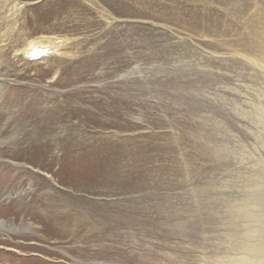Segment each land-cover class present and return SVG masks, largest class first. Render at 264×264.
I'll use <instances>...</instances> for the list:
<instances>
[{
  "label": "rangeland",
  "instance_id": "374dc122",
  "mask_svg": "<svg viewBox=\"0 0 264 264\" xmlns=\"http://www.w3.org/2000/svg\"><path fill=\"white\" fill-rule=\"evenodd\" d=\"M263 1L0 0V264H218L264 174Z\"/></svg>",
  "mask_w": 264,
  "mask_h": 264
},
{
  "label": "bare ground",
  "instance_id": "6f19581e",
  "mask_svg": "<svg viewBox=\"0 0 264 264\" xmlns=\"http://www.w3.org/2000/svg\"><path fill=\"white\" fill-rule=\"evenodd\" d=\"M145 2V1H144ZM237 2V1H236ZM236 2H235V4H236ZM114 3V2H113ZM263 3H264V1H263ZM262 3V4H263ZM144 4V3H143ZM257 4H259V3H257ZM261 4V5H262ZM261 5H258L257 6V8L258 9H260V11H261V13H262V15H264V4H263V6L261 7ZM101 6V5H100ZM233 12V11H232ZM259 12V11H258ZM106 13H107V16H108V12L106 11ZM141 15H142V13H141ZM143 15H145V14H143ZM182 16V15H181ZM109 18H110V16H108ZM112 19V18H111ZM113 19H115V20H119V19H117V18H115V17H113ZM120 21H121V19H120ZM164 24V23H163ZM253 28V27H252ZM255 32H257V30L255 29L254 30ZM260 32V31H259ZM176 33V32H175ZM261 33H259V35H260ZM255 35H258V34H255ZM192 37H193V35H192ZM257 38V37H256ZM74 41V40H73ZM70 43V40L69 39H59V38H55L54 37V39L53 38H45V39H43V40H31V44H30V46H25L24 48H22L21 49V51H19V50H16V52H17V54L20 52V54H22V56H25V55H29L30 57L32 56L33 57V59H40V58H45V57H51V55H58V56H60V57H65V58H67V57H70L71 55H70V51H68V44ZM245 49V48H244ZM244 49H242V50H244ZM238 50V49H237ZM261 51V50H260ZM2 53V52H1ZM244 53V52H243ZM163 54V53H162ZM2 55L0 54V58H2L1 57ZM164 56V55H163ZM243 58H246V60L247 61H249V62H251L252 64H254L261 72H263V74H264V58H258V56L257 57H248L247 55H245V56H243ZM169 62V61H168ZM142 63V62H141ZM1 64H2V62L0 61V66H1ZM255 74V73H254ZM1 77V76H0ZM1 78H3V77H1ZM0 78V89H1V87H2V85H3V79H1ZM261 85V84H260ZM234 103V102H233ZM237 105V104H236ZM255 105V104H254ZM120 106V105H119ZM73 107V106H72ZM82 107V106H81ZM80 107V108H81ZM240 107H241V105H240ZM74 108V107H73ZM79 108V107H78ZM77 108V109H78ZM83 109V108H82ZM85 110H86V108H84ZM84 109H83V111H84ZM105 109V108H104ZM259 110H260V112L261 113H263L264 114V106H261L260 105V107H259ZM72 111V110H71ZM56 112H58V111H56ZM63 112H65V111H63ZM75 112V111H74ZM93 112V111H92ZM96 112V111H95ZM117 112V111H116ZM60 113V112H59ZM76 113V112H75ZM79 113V112H78ZM84 113V112H83ZM94 113V112H93ZM97 113V112H96ZM234 113V112H233ZM255 113V112H254ZM58 114V113H57ZM80 114V113H79ZM78 114V115H79ZM98 114V113H97ZM47 115H49V114H47ZM51 115V114H50ZM67 115V114H66ZM70 115V114H69ZM76 115V114H75ZM85 115V114H84ZM93 115H95V113L93 114ZM257 115V114H256ZM45 116V115H44ZM63 116V115H62ZM128 116V115H127ZM47 117V116H46ZM53 117H55V116H53ZM57 117H59V116H57ZM65 117V116H64ZM77 117V116H76ZM75 117V118H76ZM80 117V116H79ZM115 117V116H114ZM208 117V116H207ZM91 118V117H90ZM98 118V117H97ZM101 118V117H100ZM52 119V118H51ZM55 119V118H54ZM91 119H93V118H91ZM58 120H59V118H58ZM63 121H64V119H62ZM86 120H88V119H86ZM103 120V119H102ZM105 120V119H104ZM109 120V119H108ZM52 121V120H51ZM85 121V120H84ZM89 121V120H88ZM91 121V120H90ZM258 121V120H257ZM46 122H48V121H46ZM97 122V121H96ZM114 122H115V120H114ZM212 122V121H211ZM217 122V121H216ZM54 123V122H53ZM69 123V122H68ZM88 123V122H87ZM117 123V122H116ZM61 124V123H60ZM64 124V123H63ZM66 124V123H65ZM112 124V123H111ZM119 124V123H118ZM123 124V123H122ZM158 124V123H157ZM161 124V123H160ZM44 125V124H43ZM90 125V124H89ZM99 125V124H98ZM101 125V124H100ZM108 125V124H107ZM219 125V124H218ZM63 126V125H62ZM65 126H67V125H65ZM64 126V127H65ZM87 126V125H86ZM103 126V125H102ZM105 126V125H104ZM110 126V125H109ZM212 126V125H211ZM39 127H40V125H39ZM68 127V126H67ZM220 127V126H219ZM48 128H49V125H48ZM54 128V127H53ZM76 128V127H75ZM110 128V127H109ZM121 128V127H120ZM124 128V127H123ZM52 129V128H51ZM114 129V128H113ZM125 129V128H124ZM147 129V128H146ZM149 129V128H148ZM212 129H214V128H212ZM71 130V129H70ZM106 130V129H105ZM118 130V129H117ZM123 130V129H122ZM153 130V129H152ZM194 130V129H193ZM195 130H197L196 128H195ZM199 130V129H198ZM48 131V130H47ZM67 131V130H66ZM96 131V130H95ZM98 131V130H97ZM128 131V130H127ZM144 131V130H143ZM223 131V130H222ZM221 131V132H222ZM225 131V130H224ZM50 132H52V131H50ZM54 132V131H53ZM69 132V131H68ZM88 132V131H87ZM126 132V131H125ZM124 132V133H125ZM187 132V131H186ZM189 132V131H188ZM187 132V133H188ZM193 132V131H192ZM207 132V131H206ZM233 132V131H232ZM71 133V132H70ZM89 133V132H88ZM119 133V132H118ZM173 133V132H172ZM191 133V132H190ZM199 133L201 134L202 132H200L199 131ZM230 133V132H229ZM46 134V133H45ZM44 134V135H45ZM53 134V133H52ZM81 134V133H80ZM79 134V135H80ZM83 134V133H82ZM100 134V133H99ZM135 134V133H134ZM185 134V133H184ZM192 134V133H191ZM196 134V133H195ZM203 134H205V131H204V133ZM215 134H219V133H215ZM55 135V134H54ZM62 135V134H61ZM66 135V134H65ZM86 135V134H85ZM97 135H98V133H97ZM101 135V134H100ZM156 135V134H155ZM206 135V134H205ZM208 135V134H207ZM206 135V136H207ZM211 135H213V134H211ZM222 135V134H221ZM231 135H233V133L231 134ZM29 136V135H28ZM84 136V135H83ZM108 136H109V134H108ZM121 136V135H120ZM133 136V135H132ZM195 136V135H194ZM87 137V136H86ZM97 137V136H96ZM103 137V136H102ZM122 137V136H121ZM131 137V136H130ZM172 137H174V136H172ZM185 137V136H184ZM196 137V136H195ZM204 137V136H203ZM219 137V136H218ZM12 138H13V136H12ZM40 138V137H39ZM83 138V137H82ZM100 138V137H99ZM113 138V137H112ZM114 138L116 139L117 138V135H114ZM133 138V137H132ZM132 138H131V140H132ZM208 138V137H207ZM226 137H224V139H225ZM42 139H44L43 137H42ZM93 139V138H92ZM96 139H98V138H96ZM203 139V138H202ZM219 139V138H218ZM223 139V138H222ZM61 141H62V139H60ZM100 140V139H99ZM102 140H104V139H102ZM121 140V139H120ZM119 140V141H120ZM131 140H129V141H131ZM139 140V139H138ZM142 140V139H141ZM195 140H196V145L198 146V147H200V146H202L201 145V143H202V140H201V138H199L198 137V135H197V137L195 138ZM201 140V141H200ZM209 140V139H208ZM8 141V138L6 137L5 139H1L0 138V144H4V143H6ZM53 141V140H52ZM66 141V140H65ZM92 141V140H91ZM96 141V140H95ZM101 141V140H100ZM107 141H109V140H107ZM129 141H128V143H129ZM186 141H188V139L186 140ZM212 141V140H211ZM217 141V140H216ZM84 142V141H83ZM99 142V141H98ZM110 142V141H109ZM115 142H116V140H115ZM146 142V141H145ZM189 142V141H188ZM210 142V141H209ZM213 142V141H212ZM222 142H224V141H222ZM62 143V142H61ZM77 143V142H76ZM93 143H95V142H93ZM100 143V142H99ZM104 143V142H103ZM112 143V142H111ZM117 143V142H116ZM116 143L114 144V146H116ZM125 142H123V144H124ZM68 144V143H67ZM109 144V143H108ZM122 144V145H123ZM130 144V143H129ZM211 144V143H210ZM213 144V143H212ZM103 145V144H102ZM110 145V144H109ZM143 145V144H142ZM155 145V144H154ZM209 145V144H208ZM225 145V144H224ZM61 146V145H60ZM175 146H177V145H175ZM210 146H212V145H210ZM214 146V145H213ZM102 147V146H101ZM134 147V146H133ZM74 148V147H73ZM108 148V147H107ZM120 150H122V147L120 146ZM163 148H165V147H163ZM218 148V147H217ZM16 149V148H15ZM77 149H78V147H77ZM98 149V148H97ZM99 149H100V147H99ZM128 149V148H127ZM126 148H125V150H127ZM130 149V148H129ZM151 149V148H150ZM200 149V148H199ZM228 149V148H227ZM14 150V149H13ZM93 150H94V148H93ZM101 150H102V148H101ZM110 150V149H109ZM125 150L123 151V153L122 154H124L125 153ZM168 150H169V148H168ZM255 150H257V149H255ZM26 151V150H25ZM47 151H49V149L47 150ZM65 152H67V155H68V153L70 152V150H69V148L68 147H66V149L64 150ZM75 151H77V150H75ZM92 151V150H91ZM116 151H118V150H116ZM155 151V150H154ZM197 151V150H196ZM200 150H198L197 152H199ZM213 151V150H212ZM215 151H217V150H215ZM71 152H73L72 150H71ZM84 152V151H83ZM82 152V153H83ZM93 152V151H92ZM99 152H100V150H99ZM153 152V151H152ZM201 152V151H200ZM199 152V153H200ZM224 152V151H223ZM105 153V152H104ZM103 153V154H104ZM115 153V152H114ZM139 153V152H138ZM145 153V152H144ZM150 153V152H149ZM154 153V152H153ZM84 154V153H83ZM82 154V155H83ZM86 154V153H85ZM91 154V153H90ZM105 154H107V151H106V153ZM129 154V153H128ZM127 154V155H128ZM141 154V153H140ZM219 154H221V153H219ZM226 154V153H225ZM24 155V154H23ZM64 155V154H63ZM75 155V154H74ZM77 155V154H76ZM143 155V154H142ZM155 155V154H154ZM196 155V154H195ZM215 155V154H214ZM223 155H224V153H223ZM78 156V155H77ZM91 156V155H90ZM95 156V155H94ZM99 156V155H98ZM178 156H179V154H178ZM226 156V155H225ZM232 156V155H231ZM23 157H25V156H23ZM66 157V156H65ZM68 157V156H67ZM80 157V156H79ZM84 157H85V155H84ZM103 157V156H102ZM117 157V156H116ZM141 157V156H140ZM196 157V156H195ZM197 157H198V155H197ZM224 157V156H223ZM222 157V158H223ZM52 158V157H51ZM90 158V157H89ZM107 158V157H106ZM109 158H111V157H109ZM147 158V156L145 157V159ZM150 158H152V157H150ZM189 158V157H188ZM209 158V157H208ZM75 159V158H74ZM84 159V158H83ZM92 159V158H91ZM90 159V160H91ZM154 159V158H153ZM164 159V158H163ZM85 160V159H84ZM131 160V159H130ZM148 160V159H147ZM146 160V161H147ZM156 160V159H155ZM211 160V159H210ZM227 160V159H226ZM86 161V160H85ZM88 161V160H87ZM123 161V160H122ZM149 161V160H148ZM181 161V160H180ZM212 161V160H211ZM210 161V162H211ZM214 161V160H213ZM218 161V160H217ZM227 161H229V159L227 160ZM68 162L72 165V162H71V160H68ZM73 162H74V160H73ZM89 162V161H88ZM130 162V161H129ZM153 162V161H152ZM159 162V161H158ZM45 163H47V162H45ZM76 163V162H75ZM90 163V162H89ZM88 163V164H89ZM96 163V162H95ZM193 164V162H190V164ZM224 163V162H223ZM139 164V163H138ZM141 164H143V163H141ZM159 164V163H158ZM77 165V164H76ZM98 165V164H97ZM123 165V164H122ZM145 165H147V164H145ZM177 165V164H176ZM259 165H260V170L262 169V168H264V159H258V161H257V163H255V167H259ZM89 166H90V164H89ZM108 166V165H107ZM111 166H112V164H111ZM126 166V165H125ZM140 166V165H139ZM142 166H144V164L142 165ZM160 166V165H159ZM162 166V165H161ZM160 166V167H161ZM169 166V165H168ZM182 166H184L183 164H182ZM73 167V166H72ZM71 167V168H72ZM145 167V166H144ZM242 167V166H241ZM257 167V168H258ZM75 168H77V166L75 167ZM123 168V167H122ZM121 167H120V169H122ZM148 168V167H147ZM225 168V167H224ZM254 168V167H253ZM256 168V169H257ZM50 169V168H49ZM81 169V168H80ZM86 169V168H85ZM91 169V168H90ZM100 169V168H99ZM142 169H143V167H142ZM142 169H141V172H142ZM197 170H198V168H196ZM195 169V170H196ZM69 170H70V168H69ZM75 170V169H74ZM87 170V169H86ZM114 170V169H113ZM165 170V169H164ZM225 170V169H224ZM45 171V170H44ZM46 171H48V168H47V170ZM73 170L71 169V172H72ZM82 171V170H81ZM112 171V170H111ZM116 171H118V169L116 170ZM123 171V170H122ZM161 171H163V170H161ZM178 171V170H177ZM75 172V171H74ZM80 172V171H79ZM83 172H85V171H83ZM87 172V171H86ZM86 172H85V174H86ZM139 172H140V169H139ZM146 172V171H145ZM187 172V171H186ZM42 173V172H41ZM78 173V172H77ZM92 173V172H91ZM105 173V172H104ZM111 173V172H110ZM130 173V172H129ZM82 174V173H81ZM113 174V173H112ZM111 174V175H112ZM122 174V173H121ZM124 174V173H123ZM137 174V173H136ZM169 174V173H168ZM92 175V174H91ZM91 175H87L86 176V178L88 179V178H90V177H88V176H91ZM106 175H107V173H106ZM134 175V174H133ZM132 175V176H133ZM143 175H144V172H143ZM184 175V174H183ZM187 175V174H186ZM189 175V174H188ZM187 175V176H188ZM252 175V174H251ZM48 176V175H47ZM113 176V175H112ZM135 176V175H134ZM123 177V176H122ZM124 177H125V175H124ZM124 177H123V179H124ZM137 177H138V175H137ZM136 177V178H137ZM141 176H139V178H140ZM143 177V176H142ZM183 177V176H182ZM212 177V176H211ZM248 177V176H247ZM250 177H252V176H250ZM139 178H137V180H139ZM184 178V177H183ZM241 178V177H240ZM245 178V177H244ZM53 179V178H52ZM91 179V178H90ZM115 179V178H114ZM119 179H120V176H119ZM128 179V178H127ZM130 179V178H129ZM246 179V178H245ZM253 179H255V180H253ZM253 179H251V180H253L255 183H253V184H248V186L246 185V187H245V194L243 195V196H240V198H238L237 197V202H238V204L236 205V206H234L235 208H234V210H230V208H229V210H230V212L232 211L233 212V217L236 219L235 221H238V222H241L240 224H241V226H243V228H242V232L241 233H239V235H238V233H231L230 234V236H228L225 240H221L222 241V244L223 245H227L226 246V248L225 249H223L224 251H221L220 253H219V255L217 256V258H218V260L217 261H219L218 262V264H264V174H262L261 176L258 174V175H253ZM110 180V178H108L107 176H105V175H103V174H101V180H99V183H104V182H106V181H109ZM120 180H122V179H120ZM142 180H144V178L142 179ZM101 181V182H100ZM116 181V180H115ZM123 181V180H122ZM132 181V180H131ZM136 181V180H135ZM135 181L133 182V183H135ZM229 181V180H228ZM245 181V180H244ZM126 182V181H125ZM124 182V183H125ZM128 182V181H127ZM138 181H136V183H137ZM139 182H141V180L139 181ZM240 182H242V181H240ZM89 183V182H88ZM117 183V182H116ZM229 183V182H228ZM232 183V182H231ZM247 183V182H246ZM250 183H251V181H250ZM82 184V183H81ZM119 184H120V182H119ZM226 184V183H225ZM238 184V183H237ZM122 185V184H121ZM124 185V184H123ZM122 185V186H123ZM130 185V184H129ZM140 185V184H139ZM229 185V184H228ZM83 186V185H82ZM127 186V185H126ZM131 186V185H130ZM133 186V185H132ZM219 186V185H218ZM244 186V185H243ZM203 187V186H202ZM211 187V186H210ZM214 187V186H213ZM212 187V188H213ZM216 187V186H215ZM242 186H240V188H241ZM211 188V189H212ZM218 188H220V186L218 187ZM230 188V187H229ZM238 188H239V186H238ZM206 189V188H205ZM210 189V188H209ZM228 189V188H227ZM242 189H244V188H242ZM219 190V189H218ZM238 190V189H237ZM141 191V190H140ZM209 191V190H208ZM220 191V190H219ZM201 193H202V191H201ZM225 193V192H224ZM235 194V193H234ZM137 196V195H136ZM224 196V195H223ZM229 196V195H228ZM129 197H130V195H129ZM230 197V196H229ZM225 198V197H224ZM224 200H226V198L224 199ZM208 201V200H207ZM209 202H211V201H209ZM230 202V201H229ZM234 202H235V200H234ZM233 203V202H232ZM120 204V203H119ZM234 204V203H233ZM232 204V205H233ZM117 205V204H116ZM116 205L114 206V207H116ZM70 207V206H69ZM227 207V206H226ZM232 209H233V207H232ZM70 210V209H69ZM119 210V209H118ZM96 211V210H95ZM117 213V212H116ZM71 218V217H70ZM67 219V218H66ZM82 219V218H81ZM201 219V218H200ZM73 223L74 222H76L77 223V221H76V218H74L73 220ZM71 221V222H72ZM82 222V221H81ZM231 222H232V220H231ZM12 223H10V225H11ZM84 224V223H83ZM238 224V223H237ZM5 225H7V222L6 221H4V220H2L1 218H0V226H5ZM13 226H15L14 224H12ZM239 227V226H238ZM241 228V227H240ZM236 229H238V228H236ZM234 232V231H233ZM228 234V233H227ZM225 247V246H224ZM214 262V261H213Z\"/></svg>",
  "mask_w": 264,
  "mask_h": 264
}]
</instances>
